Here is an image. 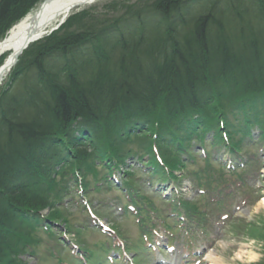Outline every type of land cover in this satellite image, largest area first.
Listing matches in <instances>:
<instances>
[{"label": "trees", "instance_id": "16d2710c", "mask_svg": "<svg viewBox=\"0 0 264 264\" xmlns=\"http://www.w3.org/2000/svg\"><path fill=\"white\" fill-rule=\"evenodd\" d=\"M43 1L0 0V40ZM152 5L97 30L62 32L67 18L11 72L0 93V264H26L39 230L72 232L57 211L72 189L86 200L123 192L142 230L157 218L183 229L201 208L176 195L177 172L196 167L194 188L220 200L231 186L222 172L264 145V0ZM138 172L172 183L174 197L156 190L171 214L142 192Z\"/></svg>", "mask_w": 264, "mask_h": 264}, {"label": "rangeland", "instance_id": "374dc122", "mask_svg": "<svg viewBox=\"0 0 264 264\" xmlns=\"http://www.w3.org/2000/svg\"><path fill=\"white\" fill-rule=\"evenodd\" d=\"M154 1L97 0L72 12L68 17V19H72V22L69 27L63 28L62 32L81 31L82 29L97 30L96 28L102 27L105 23L130 15L133 11L151 8ZM37 7L33 10L36 11ZM38 44L32 45L31 50ZM28 55L25 56L22 63ZM12 73L0 85V93L12 81ZM245 150V158H249L250 162L234 174L222 172L225 183L229 181L236 185L224 203H208V211L206 210L207 212L202 215L207 219L205 234L200 230L194 235L192 242L185 239L184 233L178 234L175 238L171 236L173 240H169L170 234L167 229L155 223L156 235L152 238L151 244H145L146 240L139 229L137 219L125 209L128 202L124 198L123 192L117 190L96 192L93 190L89 192L88 202H86L82 192L72 189L67 195L68 198L64 205L61 206L62 208L57 210L62 219H65L64 223L71 226L72 232L63 236L62 234L51 235L39 230L37 235L40 237V242L34 251L35 256L29 253L23 258V261L26 264H89L92 258L91 264H135L131 260L136 257V264H214L208 255L215 250V253L222 258L220 264H263L264 145L257 144L247 147ZM198 156L200 163L198 168L204 167L201 162L202 154ZM220 158L224 164L228 163L229 153H222ZM128 164L130 166L133 163L129 161ZM195 168L189 167L177 172L179 180L175 184L180 192L176 195L196 200L199 204V201L203 202L205 197H200L198 194L202 192L194 188L190 175ZM218 174L216 173V176ZM117 177L121 178V174ZM135 177L137 184L142 187V192L154 199L157 208L163 215H166L171 207L158 197L156 190H159V194L166 193L168 196H173L171 191L174 186L172 183L160 184L157 179H154L150 184V177L140 175L139 172ZM239 180L244 182L243 187L238 185L241 184ZM211 196L207 195V199H210ZM47 211L48 209L44 213ZM111 228L119 235L118 238L114 237L121 243L120 248L122 249L123 245L130 248L127 251L129 255L125 256L124 253L120 255L117 252L107 253V241L113 236V232L109 231ZM63 237H66V243L62 242ZM167 244L173 248L171 252L167 250ZM190 245L189 251L187 248ZM76 246L83 251L84 256L87 255L90 258L87 260L88 262L82 257L74 261L76 257L71 250ZM133 248H137L138 252L134 253L131 250ZM252 255L255 258L251 259ZM109 256L114 257V260H109Z\"/></svg>", "mask_w": 264, "mask_h": 264}, {"label": "bare ground", "instance_id": "6f19581e", "mask_svg": "<svg viewBox=\"0 0 264 264\" xmlns=\"http://www.w3.org/2000/svg\"><path fill=\"white\" fill-rule=\"evenodd\" d=\"M95 1L97 0H47V2H42L36 11L33 10L26 14L7 32L6 37L0 40V59L3 58L0 69L6 66L2 72L0 85L3 84L15 68V66L11 67L8 64L17 52L27 45L29 39L40 37L39 40H42L49 37L53 33L52 30L63 18H68L75 10H79ZM36 42H29V45L23 51ZM208 258L212 259L214 264L222 262V258L215 253V250L209 253ZM252 258H255V256L252 255Z\"/></svg>", "mask_w": 264, "mask_h": 264}, {"label": "water", "instance_id": "95a60500", "mask_svg": "<svg viewBox=\"0 0 264 264\" xmlns=\"http://www.w3.org/2000/svg\"><path fill=\"white\" fill-rule=\"evenodd\" d=\"M45 2H47V0H45ZM66 20H67L66 18H63V20H61V21L59 22V24H58V25H57L52 31L57 30V29L59 28V26H61ZM39 38H40V37H37V38H31V39L28 40V43H29V42H33V41H38ZM28 43H27V45H26L23 49H21V50H19V51L17 52V54L13 57L12 61H11L8 65H11V67H14V66L17 65L18 60H19V57L23 54V53H22L23 50H24L25 48H27V46L29 45ZM5 67H6V66H4L3 69H0V83H1V79H2V72L5 70Z\"/></svg>", "mask_w": 264, "mask_h": 264}]
</instances>
